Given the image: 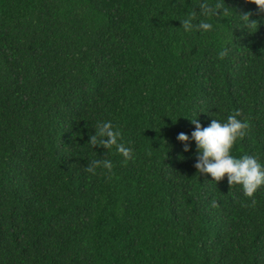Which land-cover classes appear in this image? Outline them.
I'll return each instance as SVG.
<instances>
[{"label": "trees", "instance_id": "obj_1", "mask_svg": "<svg viewBox=\"0 0 264 264\" xmlns=\"http://www.w3.org/2000/svg\"><path fill=\"white\" fill-rule=\"evenodd\" d=\"M237 113L264 163L254 0H0V264H264V184L177 139Z\"/></svg>", "mask_w": 264, "mask_h": 264}, {"label": "clouds", "instance_id": "obj_2", "mask_svg": "<svg viewBox=\"0 0 264 264\" xmlns=\"http://www.w3.org/2000/svg\"><path fill=\"white\" fill-rule=\"evenodd\" d=\"M254 2L264 10V0ZM238 115H229L226 121L212 119L207 126H201L196 117H189L195 129L190 136L178 133L177 139L183 142L184 151L189 150V141H195L197 158L194 166L200 173L210 174L216 182L227 174L229 185L239 184L246 196H252L264 184V163L252 155L237 157L231 154L234 143L246 134L248 128L247 122L238 119Z\"/></svg>", "mask_w": 264, "mask_h": 264}]
</instances>
